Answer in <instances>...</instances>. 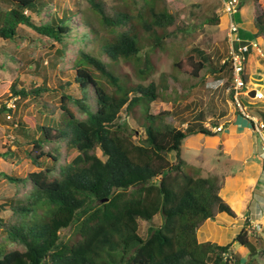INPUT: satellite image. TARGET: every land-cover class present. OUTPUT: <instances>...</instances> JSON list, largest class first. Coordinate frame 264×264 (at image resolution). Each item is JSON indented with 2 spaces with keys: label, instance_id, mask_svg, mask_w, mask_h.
I'll return each instance as SVG.
<instances>
[{
  "label": "trees",
  "instance_id": "1",
  "mask_svg": "<svg viewBox=\"0 0 264 264\" xmlns=\"http://www.w3.org/2000/svg\"><path fill=\"white\" fill-rule=\"evenodd\" d=\"M115 1L123 7L104 0H85L84 8L81 0H1L7 7L0 9L1 40L19 43L25 27L52 50L59 46L55 59L63 57L71 33L80 47L73 73L57 71L53 61L47 67L35 61L33 72L41 82L18 88L16 79L10 86L14 108L0 103V120H11L21 102L37 108L31 129L21 113L3 121L26 140L28 159L37 171L24 178L5 175L30 189L5 201L10 215L0 218V264H241L233 243L248 255L257 254L248 219L226 245L200 242L197 232L206 221L222 213L234 219L236 213L220 196L222 178L190 175L181 155L191 135L217 133L201 124L178 129L165 120L168 112L149 115L150 103L159 98L156 84L131 87L115 73L125 61L147 75L149 53L164 50L186 25L169 12L167 0ZM250 1L239 0L237 9ZM48 9V22L36 24L32 16L40 18ZM78 15L84 22L81 33L73 26ZM253 27L256 38L264 37V18L255 17ZM144 37L150 41L145 51ZM239 45L246 43L236 42L235 48ZM228 58L229 52L220 70L229 66L232 80ZM242 78L247 84L245 73ZM137 106L143 109L139 124L145 134L139 144L127 124L120 123L121 113L129 116ZM14 153L0 150V159ZM156 216L161 223L150 226L142 238L139 223ZM70 228L77 236L73 240L60 234Z\"/></svg>",
  "mask_w": 264,
  "mask_h": 264
},
{
  "label": "rangeland",
  "instance_id": "2",
  "mask_svg": "<svg viewBox=\"0 0 264 264\" xmlns=\"http://www.w3.org/2000/svg\"><path fill=\"white\" fill-rule=\"evenodd\" d=\"M104 1L107 4L114 3L117 8L123 7L121 2L117 3L115 0ZM225 1L227 0H167L169 12L180 15V25L183 23V26L186 25L184 31L178 32L176 38L167 41L164 50L157 48L149 53L151 70L147 75H139L133 63L125 61L116 66L115 73L129 81L131 87L137 84L147 86L150 82L156 84L159 98L150 103L147 111L149 115L157 116L168 112L169 115L165 120L181 130L188 124L195 127L201 124L211 130L222 126V131L218 132L216 137L205 138L200 134L188 137L182 146L181 155L188 163L187 169L190 175L222 178L223 188L220 195L229 200L226 202L236 210L242 218L241 221L250 217L256 221L259 216L264 217V211L260 210V206L253 209L254 203L258 200L254 194L258 192L262 194L264 190V176L261 175L262 173L259 174L258 167L261 166L264 170V162L257 156L259 153L263 159L264 151L259 152V148L262 150L261 141L252 130L245 126L240 130L229 128L241 115L232 101L230 67L220 70L223 62H226L230 49L229 18L223 4ZM81 2L84 8L87 3L85 0ZM245 6L243 10L237 9V13L232 16L233 22L239 28L236 37L238 38L240 31H245V34L241 33V38L247 39L246 43H250L248 45L250 47L251 43L255 42L259 51L256 53L250 50L248 55L246 54L244 73L248 83L240 92L239 99L248 114L264 122V99H253L246 94L248 90L256 88L264 93V37L256 38L247 30L250 23V28L253 27L255 17L264 18V0H253ZM3 8L7 7L0 0V9ZM46 11L40 18L36 15L32 16L36 24L48 22L51 11L49 9ZM212 17L218 19L216 24L209 21ZM79 18V15L73 18V26L76 32L81 33L85 28L84 22ZM90 22L93 26H97L94 18H91ZM20 30L25 39L19 43L0 39V103H6L8 108H14L16 98L11 95L10 86L16 79L19 81L18 88L23 84L28 88L41 82L39 75L33 72L35 61H42L45 67L53 61L57 64V71L71 74L72 64L80 47V44L74 41L75 35L71 33L63 57L55 59L53 52L59 47L58 45L52 50L49 44L32 30L25 27H21ZM149 42L144 37V51L150 45ZM162 88L165 91H162ZM18 108L19 110L11 115V120L4 116L0 120V150L15 152L14 157L0 159V208H2L0 218L3 220L10 215L5 201L10 198H20L30 189L28 183L17 185L8 181L5 175L24 178L27 174L37 171L28 159L26 151L29 146L26 140L19 136L14 126H10L7 122L3 123L4 120L12 121L22 115L25 125L31 129L35 123L37 108L32 102H21ZM58 115L59 112L55 117ZM142 118L143 109L139 106L135 107L129 116L124 112L120 115V123L127 124L134 135L133 140L138 144L145 138L144 128L139 124L143 121ZM97 156L104 159L100 152H97ZM261 198L264 200V193ZM251 208L254 216L250 215ZM260 211L261 215H257ZM248 213L250 216H247ZM224 218L226 216L221 217L222 220ZM222 220L219 222L209 220L207 225L197 232L198 240L201 241L203 236H206L211 241L216 240L214 242L219 240L222 243L220 245L230 243V238L234 235L232 233L239 229L235 223L239 219L232 222L233 225L226 224L227 219L224 222ZM160 223L159 216L150 223L140 222L139 235L146 238L147 229ZM219 228L222 231H219ZM259 229L260 227L253 228L255 233L260 231ZM60 234L72 240L77 237L71 228L61 231ZM257 235L249 237L257 249L255 256L248 255L249 251L238 243L232 245V251L241 258L242 264L245 262L264 264V238L261 241L258 238L260 236Z\"/></svg>",
  "mask_w": 264,
  "mask_h": 264
},
{
  "label": "built area",
  "instance_id": "3",
  "mask_svg": "<svg viewBox=\"0 0 264 264\" xmlns=\"http://www.w3.org/2000/svg\"><path fill=\"white\" fill-rule=\"evenodd\" d=\"M225 11L228 15L229 21V60L232 63V80H231V96L236 109H238L240 115L247 121L251 123L252 131L257 135V137L261 141L262 150L264 151V122L256 119L252 115L248 114L245 107L242 106L240 102V92L246 88V84L242 78V74L244 73V63L246 61V53L249 50L248 45H239L235 48V43H239V39L236 37L238 28L237 25L233 22L232 16L237 13V8L239 4V0H227L224 3ZM257 44L255 42L251 43V48H257ZM251 90L247 91V95L249 96ZM254 99H264V95L254 90ZM215 133L222 131V126H218L213 130ZM259 227V226H254ZM260 230V229H259ZM248 233L255 234V231L251 227Z\"/></svg>",
  "mask_w": 264,
  "mask_h": 264
},
{
  "label": "crops",
  "instance_id": "4",
  "mask_svg": "<svg viewBox=\"0 0 264 264\" xmlns=\"http://www.w3.org/2000/svg\"><path fill=\"white\" fill-rule=\"evenodd\" d=\"M250 3V2H249ZM248 4V3H247ZM244 7H246L245 5L240 9V10H243V8ZM250 25H251V23L249 24V26L247 27V30H248V33L249 32H251V33H255L256 31H255V29H254V27H251L250 28ZM237 28H238V26H237ZM239 29V28H238ZM238 32V31H237ZM245 31H240V33H239V35H238V39H239V42H245L246 43V40L247 39H242L241 38V33H243V34H245L244 33ZM243 36H245V35H243ZM250 43H246V45H249ZM258 46V45H257ZM250 50H254L255 52L256 51H259V47H257V48H251V47H249V50H248V52H247V55H248V53H249V51ZM257 53V52H256ZM257 55V54H256ZM244 67H245V63H244ZM254 90H257V91H259L257 88L256 89H254ZM254 90H251V91H254ZM260 92V91H259ZM262 93V92H261ZM262 94H264V93H262ZM250 96V95H249ZM251 97V96H250ZM252 98V97H251ZM254 99V98H253ZM253 117H255V116H253ZM256 119H258V120H261V119H259V118H257V117H255ZM243 126H245L246 128H248V129H250V130H252V127H251V125H250V122L249 121H247V120H245L242 116H240V117H238V118H236V121H235V123L234 124H232V125H230L229 126V128L231 129H233V130H240V129H242L241 127H243ZM228 128V129H229ZM210 129V128H209ZM211 130V129H210ZM212 132H214L213 130H211ZM215 133V132H214ZM218 134V133H217ZM216 134V135H217ZM201 135V134H200ZM203 136V135H202ZM213 137H216V136H213ZM255 137V136H254ZM205 138H210V137H205ZM260 146V145H259ZM257 148H259V147H257ZM261 149H262V146H261ZM261 151H263V150H260V148H259V152H261ZM257 156L260 158V160L261 161H263L264 162V158L262 159L261 157H260V154L258 153L257 154ZM260 160H258L259 162H260ZM259 167V174L260 173H262L261 175H263L264 176V170H263V168L261 169V166H258ZM262 171V172H261ZM223 188V187H222ZM263 193H264V190L262 191ZM262 193V194H263ZM220 194H221V191H220ZM262 194L260 193V192H258V193H255L254 195L258 198V200H257V202H255L254 204H255V206L253 207V209L254 208H258L259 206H260V210L262 209L263 211H264V200L261 198L262 197ZM221 196V195H220ZM225 201H229L228 199H225L223 196H221ZM253 209L251 208L250 209V211H251V213H250V215H252L253 214ZM235 211V213H236V218H231V217H229V216H227L226 214H224V213H222V214H219L214 220H216V222H219V220H222L221 219V217L222 216H226V218H224L223 220H222V222H224L225 221V219H227L226 221H225V223L227 224L228 223V225H233L234 223H232V222H234L235 220H237V219H239V220H237L235 223H237V228H239V229H237V231L236 232H233L232 234H234L231 238H230V240L232 241L233 240V238L235 237V235L241 230V228L243 227V223H244V221H245V219L243 220V221H241L242 220V218H240L239 217V215L237 214V212H236V210H234ZM261 213V211L257 214V215H259ZM264 213V212H263ZM249 215V213H248V215L247 216H250ZM256 215V216H257ZM261 215V214H260ZM252 216H254V215H252ZM261 216H259L257 219H256V221L253 219V218H246V219H248V221H249V224H250V227H252V228H254V226H259L260 227V231H258V232H256L255 233V236L258 234L260 237H258V235H257V237L258 238H260V239H263L264 238V234L263 235H260V233H264V217L262 216L261 218H260ZM209 222V220L208 221H206L205 222V224L201 227L202 229L207 225V223ZM201 228L198 230V232L201 230ZM219 231H222L220 228H219ZM262 237V238H261ZM218 239V238H217ZM200 241V240H199ZM204 241H211V240H209L206 236H203V238L201 239V241L200 242H204ZM214 241H216V240H214ZM213 241V242H214ZM251 241V240H250ZM216 243H219V244H222L219 240H217V242ZM252 243H253V241H252ZM234 244V243H233ZM232 244V245H233ZM254 244V243H253ZM223 245H226V244H223ZM231 249H233L232 248V246H231ZM241 264H242V261H241Z\"/></svg>",
  "mask_w": 264,
  "mask_h": 264
},
{
  "label": "water",
  "instance_id": "5",
  "mask_svg": "<svg viewBox=\"0 0 264 264\" xmlns=\"http://www.w3.org/2000/svg\"><path fill=\"white\" fill-rule=\"evenodd\" d=\"M249 95H250L251 97H253V95H254V91H251Z\"/></svg>",
  "mask_w": 264,
  "mask_h": 264
}]
</instances>
